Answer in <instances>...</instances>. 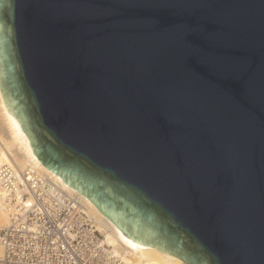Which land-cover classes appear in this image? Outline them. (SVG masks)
I'll return each instance as SVG.
<instances>
[{"label": "water", "instance_id": "water-1", "mask_svg": "<svg viewBox=\"0 0 264 264\" xmlns=\"http://www.w3.org/2000/svg\"><path fill=\"white\" fill-rule=\"evenodd\" d=\"M0 93L132 242L264 264V0H0Z\"/></svg>", "mask_w": 264, "mask_h": 264}, {"label": "built area", "instance_id": "built-area-1", "mask_svg": "<svg viewBox=\"0 0 264 264\" xmlns=\"http://www.w3.org/2000/svg\"><path fill=\"white\" fill-rule=\"evenodd\" d=\"M81 196L35 167L0 164V264H124Z\"/></svg>", "mask_w": 264, "mask_h": 264}, {"label": "bare ground", "instance_id": "bare-ground-1", "mask_svg": "<svg viewBox=\"0 0 264 264\" xmlns=\"http://www.w3.org/2000/svg\"><path fill=\"white\" fill-rule=\"evenodd\" d=\"M10 161H14L20 168L25 165L35 167L38 171L60 181L68 189L77 192L87 203L89 209L110 227L109 243L122 249L124 264H186L161 250L140 246L132 242L84 194L68 185L61 177L45 167L31 150L28 138L22 131L17 119L8 111L0 93V164Z\"/></svg>", "mask_w": 264, "mask_h": 264}]
</instances>
